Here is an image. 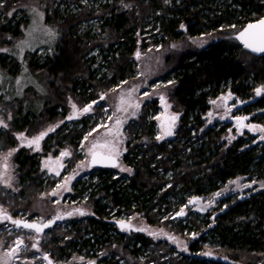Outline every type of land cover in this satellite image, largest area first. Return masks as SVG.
<instances>
[{"label": "trees", "instance_id": "1", "mask_svg": "<svg viewBox=\"0 0 264 264\" xmlns=\"http://www.w3.org/2000/svg\"><path fill=\"white\" fill-rule=\"evenodd\" d=\"M33 1L44 9L46 21L58 27L60 39L44 46L45 56H38V50L32 53L29 65L36 73L51 71L57 82L41 106L24 104L18 98L6 101L13 104L14 130L29 125L34 129L44 119L64 118L69 93L93 99L99 91L111 90L133 77L142 51L186 36L209 32L219 36L203 48L168 55L167 76L174 79L172 100L181 112L174 137L156 139V122L148 118V111L157 108V102L145 103L139 117L128 123L123 160L134 172L114 176L116 167H93V176H97L89 200L93 210L82 224L91 235L84 237L87 230L81 231L82 225H78L70 230L73 234L67 243L76 245L80 239L90 248L100 238L119 240L118 235L125 239L126 252L136 259L143 247L149 249L143 263L138 260L133 264H264V188L238 199L223 195L216 210L203 216H210V223H201L197 215L192 216L190 226L183 225L182 219L169 218L177 216L183 206L192 208L193 199L204 200L239 175L264 179V142L249 146L251 141L239 137L228 145L223 139L226 126L207 125L205 117L215 99L228 94L247 99L254 86L264 82V56L251 54L231 37L247 22L264 16V0H0V32L20 35V28L30 21L28 5ZM1 60L8 71L21 70L22 65L11 57ZM254 98L250 105L264 108V96ZM244 106L250 112L249 104ZM255 117L260 118V114ZM94 125L87 118L64 122L45 138L44 149H49V143L59 147L63 142L76 149L85 131ZM200 128L199 135L195 131ZM15 142L13 136L4 134L0 151L15 147ZM36 157L26 148H20L14 157L22 188L13 198L27 209L44 187ZM76 186L77 181L74 189ZM122 210L142 214L149 224H168L176 234L190 239V253L173 256V246L165 240L154 243L142 232H119L109 220ZM27 222L42 225L36 220ZM108 226L116 230L112 240ZM208 230L215 243L206 244ZM59 242H49L55 252L65 249ZM165 251L169 258L164 257ZM103 261L118 264L115 255Z\"/></svg>", "mask_w": 264, "mask_h": 264}, {"label": "rangeland", "instance_id": "2", "mask_svg": "<svg viewBox=\"0 0 264 264\" xmlns=\"http://www.w3.org/2000/svg\"><path fill=\"white\" fill-rule=\"evenodd\" d=\"M28 7L30 21L20 28L22 32L20 35L0 32V121L7 125L4 127L0 124V140L4 139V134L13 136L16 140L15 147L0 151V210H3L0 211V264H48L43 257L46 253L54 264H104L103 259L110 258L112 255L118 259V264H133L138 260L143 263L147 254L144 252H149V249L143 247L142 255L138 259L134 258L126 252L125 239L118 237L116 230L109 226L112 231L108 238L116 235L119 240L105 241V238H100L90 248L81 244L80 239L77 240L76 245L67 243L73 234V232L70 233V230L75 226L85 224L93 210L89 200L93 195V181L97 176L95 173L93 176V167L89 165L90 155L95 150L113 154L120 160L114 176L131 175L134 172L133 168L123 160L126 151L128 123L139 117L145 103L150 104L154 100L157 102V108L149 109L148 118L154 119L156 122V139L162 141L173 138L178 128L181 112L175 109L172 100L174 79L172 76H167L169 69L167 57L173 52L186 53L195 48H203L219 36L214 32L186 36L181 41L142 51L133 77L111 90L99 91L97 98L83 100L81 95L69 93L66 98L67 115L64 118L58 116L55 120L44 119L37 128L33 129L29 125L24 130H14L12 126L15 115L13 104L12 101L8 103L6 101L18 98L24 104L34 103L41 106L45 97L51 94L52 86L57 82L56 77L49 70L41 73L33 71L29 65V58L32 53L43 49L45 45L55 44L60 39V31L57 26H52L46 21L45 11L36 1L30 2ZM5 49L7 51H3ZM4 57H11L12 60L18 61L22 65L21 70L15 73L8 71L1 60ZM1 82L7 85V89L2 86ZM257 89H264V82L254 86L251 98L257 97ZM258 96H264V91ZM236 102L237 98H234L232 94L222 95L212 101L213 109L205 114L207 125H212L214 128L225 125L227 130L223 139L228 145L239 137H244L245 141H251L249 146L251 144L261 145L264 142V122H262L264 108L251 106L249 103L250 112L245 111V106L235 110ZM136 104L140 105L139 108L135 107ZM88 105H91V110L83 112V109ZM16 106H18L17 103ZM257 114H260V118L255 117ZM70 116L73 118L68 119ZM173 116L177 117L175 121L171 119ZM81 118H87L89 122H95V125L85 131L76 149L66 142H63V146L59 147L49 143V149H44V140L49 134L55 132L64 122L72 124ZM117 120L121 121L119 125L116 123ZM169 126H171L172 134L165 135V129ZM252 126H255V130ZM50 128L54 130L48 131ZM201 129L195 132L200 135ZM45 132L47 134L39 141L38 147L35 144L31 147L27 146V141ZM21 134H23V140ZM158 137L162 138L158 139ZM94 144L96 147L93 149ZM20 148H26L30 153L36 154L44 185L40 196L32 202L28 209L27 206H18L16 199L13 198L14 195L20 193L22 188L17 165L14 162L15 154ZM10 152L12 154L8 155ZM65 152L70 155H62ZM122 169H131V171ZM76 181L77 186L74 189ZM233 181H238V183H233ZM245 185H250V187H245ZM262 185H264V179L253 175H239L223 183L218 190H213L204 200H201L203 197L193 199L195 201H193L192 208L183 206L181 210L184 215L178 216L179 211L177 216L173 215L169 218L178 221L182 219L183 225L190 226L192 216L197 215L198 221L201 223H210L212 222L210 216L207 219L203 216H206L207 211L214 212L216 210L219 204L218 200L223 195L226 198L238 199L240 196L263 189ZM224 205H222L223 208ZM5 214L11 219H4ZM54 217H60V220L40 232L35 229L32 231L15 228L12 222L14 219L24 218L27 221L36 220L44 223ZM113 218L109 221L115 224L119 232H142L150 236L154 243L165 240L168 246H173L174 250L171 253L173 256L179 253H190L188 250L190 239L176 234L168 224L165 226L149 224L142 214H130L125 210L113 215ZM118 221L130 222L132 227L122 229ZM138 229H145V231ZM80 230H87L84 237H87V233L91 235V231L88 232L89 229H84L83 225ZM184 230L186 233L187 230ZM58 231L65 233L66 236L63 237L60 233L56 234ZM207 232L209 237L206 244L215 243L214 235L209 230ZM150 233H154V235ZM62 237L63 239H61ZM55 239L60 241V247H65V249H61V252H55L49 245L50 240L53 242ZM21 240L23 243L17 247ZM156 247L159 248L157 245ZM13 249L17 250L13 253ZM169 254L165 251L164 257L169 258Z\"/></svg>", "mask_w": 264, "mask_h": 264}, {"label": "snow or ice", "instance_id": "3", "mask_svg": "<svg viewBox=\"0 0 264 264\" xmlns=\"http://www.w3.org/2000/svg\"><path fill=\"white\" fill-rule=\"evenodd\" d=\"M239 39H241L242 41H244V44L246 47L252 49L253 51L256 52H264V19H261L257 24H249L247 26V28L244 31H241L239 33ZM3 51H7L6 49ZM139 55V54H137ZM264 91V89H257L256 92L257 94H261V92ZM103 98V97H102ZM163 99V98H162ZM139 104H136L135 107L139 108ZM73 108H75V105H73ZM91 110V105H88L87 107H85L83 109V112H88ZM133 115H135V113H133ZM73 117H68V119H72ZM173 121H175V119H177V117L173 116L171 118ZM237 119H246V118H237ZM117 125H119L121 123V121L117 120ZM0 124H2L4 127H7L6 124H3L2 121H0ZM253 130H255V126H252ZM54 129L50 128L48 131H52ZM47 133H41L40 136L33 138L32 140L27 141V146L31 147L33 144L39 145V141L43 138V136H45ZM165 135H171L172 131H171V126H169L168 128L165 129L164 132ZM162 137H158V139H160ZM21 139L23 140V134H21ZM85 139H87V137H85ZM96 147V145H93V149ZM91 151V150H90ZM12 153L10 152L8 155H11ZM62 155H70V153L65 152L62 153ZM115 156L113 154H109V155H100L98 153L92 152V163L96 164V163H103L105 161H114ZM45 167H47V164H45ZM123 171H131V169H122ZM58 174V173H57ZM233 183H238V181H233ZM245 187H250V185H245ZM262 187H264V185H262ZM55 194V193H54ZM218 195V194H217ZM198 199V198H197ZM3 211V210H0ZM83 214V213H81ZM69 215H71V213H69ZM178 215H184L183 210L180 211V213H178ZM59 218V217H58ZM4 219H11L10 217H8L6 214L4 215ZM14 224L17 225H22L25 228H30V229H35L37 232H40L43 230V228L48 227V224H44V225H40L37 223H24L22 221H12ZM120 227L122 229L125 228H131L132 225L129 223H126L124 221H118ZM140 231H145V229H138ZM153 234L154 233H150ZM175 239V238H172ZM23 241H19L17 247H19L20 244H22ZM17 249H13V253L16 251ZM208 255H211V253H206Z\"/></svg>", "mask_w": 264, "mask_h": 264}, {"label": "water", "instance_id": "4", "mask_svg": "<svg viewBox=\"0 0 264 264\" xmlns=\"http://www.w3.org/2000/svg\"><path fill=\"white\" fill-rule=\"evenodd\" d=\"M261 19H264V16H262L261 18H259V19H257V20L247 22V23H246L244 26H242L239 30H237L236 32H234V33L231 34V37L234 38V39H236V40L238 41V43L241 44L242 47H243L246 51H248V52H250L251 54L256 55V56H264V52H256V51H253L252 49L246 47L245 44H244V41H242L241 39H239V33H240L241 31H244V30L247 28V26H248L249 24H257ZM251 100H253V99H250V98H249V99H247V100H245V101H243V102H238V103L236 104L235 107H236V108L242 107V106H244V105L250 103ZM241 125H242V124H241ZM93 152L98 153V154H100V155H104V156L109 155V153H105V152H103V151H101V150H95V151H93ZM114 156H115V155H114ZM91 161H92V153H91V155H90V159H89V165H90L91 167H117V166L119 165V162H120V160H119L118 157H116V156H115L114 161H105V162H103V163H96V164H93ZM59 220H60V218L55 217V218H53V219L50 220V221H46V222H44L43 225H44V224H48V225L51 224V225H53V224H55V223H56L57 221H59ZM13 221H22V222H24V223H35V222H27L26 220H24V219H20V218L14 219ZM14 225H15L16 228H25V227H23L22 225H17V224H14ZM25 229H27V230H31L30 228H25ZM45 257H47V255H45ZM49 262H50V260H49Z\"/></svg>", "mask_w": 264, "mask_h": 264}, {"label": "flooded vegetation", "instance_id": "5", "mask_svg": "<svg viewBox=\"0 0 264 264\" xmlns=\"http://www.w3.org/2000/svg\"><path fill=\"white\" fill-rule=\"evenodd\" d=\"M249 98H250V99H253V100H251V102L255 100L254 97H253V98L249 97ZM249 98H247V99H249ZM247 99H241V98H238L236 104H237L238 102H243V101H245V100H247ZM236 104H235V106H236ZM248 104H249V103H248Z\"/></svg>", "mask_w": 264, "mask_h": 264}, {"label": "crops", "instance_id": "6", "mask_svg": "<svg viewBox=\"0 0 264 264\" xmlns=\"http://www.w3.org/2000/svg\"><path fill=\"white\" fill-rule=\"evenodd\" d=\"M36 246H37V244L35 245V247ZM49 260H50V262H49ZM47 262H48V264H54V262H53V260L51 258H47Z\"/></svg>", "mask_w": 264, "mask_h": 264}, {"label": "built area", "instance_id": "7", "mask_svg": "<svg viewBox=\"0 0 264 264\" xmlns=\"http://www.w3.org/2000/svg\"><path fill=\"white\" fill-rule=\"evenodd\" d=\"M44 52V49H39L38 51H37V55L39 56L40 54H42Z\"/></svg>", "mask_w": 264, "mask_h": 264}, {"label": "bare ground", "instance_id": "8", "mask_svg": "<svg viewBox=\"0 0 264 264\" xmlns=\"http://www.w3.org/2000/svg\"><path fill=\"white\" fill-rule=\"evenodd\" d=\"M47 54H49V53H47ZM43 55H44V53H43ZM45 55H46V54H45ZM45 55H44V56H45ZM50 55H51V53H50L48 56L51 57ZM44 59H45V58H44ZM44 59H43V60H44ZM48 59H49V58H48ZM108 78H109V77H108ZM105 79H106V78H105ZM106 80H107V79H106ZM29 108L31 109L32 107H29ZM152 121H153V120H152ZM25 220L27 221V219H25Z\"/></svg>", "mask_w": 264, "mask_h": 264}]
</instances>
